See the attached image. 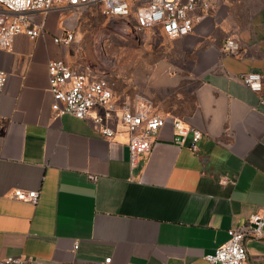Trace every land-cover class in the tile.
<instances>
[{"label":"crops","instance_id":"1","mask_svg":"<svg viewBox=\"0 0 264 264\" xmlns=\"http://www.w3.org/2000/svg\"><path fill=\"white\" fill-rule=\"evenodd\" d=\"M208 1L191 34L169 39L170 55L155 62L139 93L166 125L134 167L120 123L132 101L113 97L112 138L99 132L97 109L84 120L52 111L50 61L85 62L54 38L74 31L82 10L32 14L41 35L19 34L1 52L0 259L210 264L230 229L255 214L264 220V90L242 80L252 72L264 80V0ZM228 40L236 53L225 50ZM176 120L202 133L195 151L191 136L175 143ZM16 190L36 191L37 203L19 201ZM246 249L245 264H264V226Z\"/></svg>","mask_w":264,"mask_h":264},{"label":"built area","instance_id":"2","mask_svg":"<svg viewBox=\"0 0 264 264\" xmlns=\"http://www.w3.org/2000/svg\"><path fill=\"white\" fill-rule=\"evenodd\" d=\"M93 8L105 18L116 22L127 33L144 35L151 29L160 30L171 40L188 36L195 28V15L210 8L208 0H0V54L11 50L14 38L19 34L37 38L42 27L32 22V14L46 13L58 9ZM74 40L73 31H65L54 42L70 47ZM238 44L234 40L225 43V50L236 53ZM49 84L53 96L52 111L57 117L72 115L84 120L94 109L100 112L93 118L102 136L112 138L117 132L106 121L112 119L114 107V84L89 63L71 65L64 59L49 63ZM242 80L253 92H263L264 80L259 73L243 75ZM8 76L0 70V93ZM142 103H140V102ZM120 123L129 134L130 164L134 167L140 156L152 149L153 137L166 125V119L153 111L152 102L144 96L138 98L133 107L125 106ZM175 143L184 146L192 137L191 148L202 138V133L179 120L173 121ZM225 182V181H224ZM14 197L19 201L37 203L36 191L16 190ZM264 220L261 215H252L248 225L230 229L229 240L218 247L213 255L206 257L210 264H245L248 259L246 239L261 234ZM106 264L111 259L105 260ZM0 264H38L37 261L11 256L0 259Z\"/></svg>","mask_w":264,"mask_h":264},{"label":"rangeland","instance_id":"3","mask_svg":"<svg viewBox=\"0 0 264 264\" xmlns=\"http://www.w3.org/2000/svg\"><path fill=\"white\" fill-rule=\"evenodd\" d=\"M77 26L70 45L76 60L108 73L107 78L115 84L114 103L129 100L137 104L155 62L170 55L169 38L155 31L127 33L93 8L82 9Z\"/></svg>","mask_w":264,"mask_h":264}]
</instances>
